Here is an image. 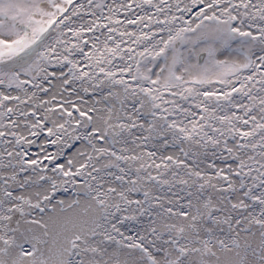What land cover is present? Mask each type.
I'll return each instance as SVG.
<instances>
[{"label":"snow or ice","instance_id":"snow-or-ice-1","mask_svg":"<svg viewBox=\"0 0 264 264\" xmlns=\"http://www.w3.org/2000/svg\"><path fill=\"white\" fill-rule=\"evenodd\" d=\"M0 264H264V0H0Z\"/></svg>","mask_w":264,"mask_h":264}]
</instances>
